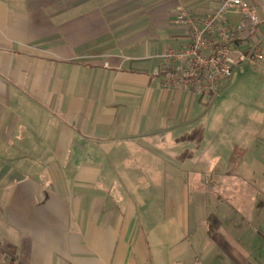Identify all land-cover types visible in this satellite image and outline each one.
Segmentation results:
<instances>
[{"label":"crops","instance_id":"1","mask_svg":"<svg viewBox=\"0 0 264 264\" xmlns=\"http://www.w3.org/2000/svg\"><path fill=\"white\" fill-rule=\"evenodd\" d=\"M218 5L0 0V264H264V160L155 73Z\"/></svg>","mask_w":264,"mask_h":264},{"label":"built area","instance_id":"2","mask_svg":"<svg viewBox=\"0 0 264 264\" xmlns=\"http://www.w3.org/2000/svg\"><path fill=\"white\" fill-rule=\"evenodd\" d=\"M231 11L240 13L238 24L229 22L227 14ZM175 23L186 29L188 43L166 47L159 53L155 73L164 89L182 88L212 97L221 81L235 70H243L245 65L256 67L263 59L260 43L250 41L259 18L244 0H219L216 8L202 16L178 7Z\"/></svg>","mask_w":264,"mask_h":264},{"label":"rangeland","instance_id":"3","mask_svg":"<svg viewBox=\"0 0 264 264\" xmlns=\"http://www.w3.org/2000/svg\"><path fill=\"white\" fill-rule=\"evenodd\" d=\"M208 99L205 97L204 103ZM209 105L202 111L209 128L224 135L230 130L239 133L241 142L235 154L243 157L249 153L264 160V65H245L244 71L235 70L230 78L221 81Z\"/></svg>","mask_w":264,"mask_h":264},{"label":"trees","instance_id":"4","mask_svg":"<svg viewBox=\"0 0 264 264\" xmlns=\"http://www.w3.org/2000/svg\"><path fill=\"white\" fill-rule=\"evenodd\" d=\"M214 96H212L211 98H213ZM212 222V226H216L217 220L214 217L210 218V223Z\"/></svg>","mask_w":264,"mask_h":264}]
</instances>
